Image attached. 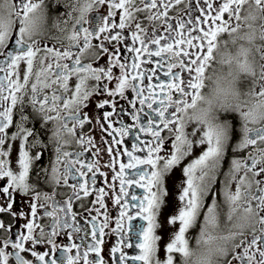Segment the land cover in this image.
Returning a JSON list of instances; mask_svg holds the SVG:
<instances>
[{
    "label": "snow or ice",
    "instance_id": "6c2138e0",
    "mask_svg": "<svg viewBox=\"0 0 264 264\" xmlns=\"http://www.w3.org/2000/svg\"><path fill=\"white\" fill-rule=\"evenodd\" d=\"M56 6L67 11L51 27L66 35L49 45L47 0H0V264H264V0H52ZM101 7L106 11L93 26L89 14ZM225 33L230 39L222 41ZM241 40L248 46L231 52L229 45ZM213 62L227 65V76L216 69L208 75ZM241 75L251 78L246 92L236 87ZM206 80L212 88L203 94ZM94 96L101 99L93 101ZM117 96L130 107L118 108ZM92 103L89 116L85 109ZM125 113L134 123L125 122ZM232 113L241 121L235 143L233 124L223 118ZM116 118L121 127L113 128ZM86 125L93 127L85 132ZM93 132L100 134L102 149ZM130 133L131 150L119 147ZM90 146L95 149L90 156L101 150L109 156L112 180H119L114 200L120 211L109 235L120 239L106 253L110 218L105 212L104 222L97 220L105 197H113L104 188L91 191L101 165L86 159ZM49 150L48 163L37 168ZM121 154L127 162L120 161ZM181 165L178 208L159 219L169 196L167 178ZM102 175L108 183L107 173ZM133 185L143 192L132 193L137 203L130 205ZM61 188L69 192L57 191ZM16 194L28 198V212L14 209ZM90 195L95 199L89 202ZM77 202L80 212L73 210ZM78 216L91 225L90 233ZM21 217L26 222L19 229L14 221ZM137 217L147 223L135 226L134 243L130 234ZM165 227L172 229L167 241L158 234ZM197 228L198 235L190 237ZM77 234L80 243L73 239ZM58 237L70 242L57 244ZM41 246L47 250H38Z\"/></svg>",
    "mask_w": 264,
    "mask_h": 264
},
{
    "label": "flooded vegetation",
    "instance_id": "af4514ba",
    "mask_svg": "<svg viewBox=\"0 0 264 264\" xmlns=\"http://www.w3.org/2000/svg\"><path fill=\"white\" fill-rule=\"evenodd\" d=\"M47 3L49 4V20H48V23L46 25V33H45V40L46 42L49 44V45H52V44H56L57 41H56V38H60V39H63L64 35H66V33H61L59 31H57L56 29L52 28L51 25L52 23L55 21V19L59 16H61L63 13H65L67 10L62 7V6H56L55 8L51 7V3H52V0H47ZM176 6L174 5V8ZM106 11L105 8L101 7L99 9L98 12L96 11H93L92 13L89 14V20L93 22V26H94V22L95 20L98 18V15L101 14V13H104ZM196 11V8H193V12L195 13ZM247 14V6L245 5L244 8L241 10V16H245ZM169 15L170 16H175V11H171L169 12ZM13 20H15L16 18L13 16L12 17ZM243 23V21H242ZM85 26H89V25H85ZM255 27L258 28L259 26V22H256ZM61 27H65V25H61ZM67 27L70 29L71 25H67ZM247 27L245 25V27L241 30L240 34L243 35V33L245 31H247ZM130 35V34H129ZM220 39L223 41V40H229L230 37L228 36V34H222ZM95 43V41H93ZM130 42V41H129ZM255 43L257 45H259L261 43V41L259 40V38H257V40L255 41ZM240 44H244L245 46H248L247 44V41H238L236 45H229V50L233 53H235L238 48H239V45ZM67 45V41H65V46ZM57 47H59V44H57ZM121 53L125 56H130L131 54L127 53L124 51V49L122 48L121 49ZM106 59V58H105ZM130 62V61H129ZM100 63H104V61L102 60ZM152 67H155V65H152ZM213 69H216L217 71H221L222 70V74L227 76V73L229 71V68L227 65H224V66H220L218 63H215L213 62L211 68L209 69L208 71V75H211L212 74V70ZM114 72L119 75V70L118 69H114ZM3 73H0V75H2ZM153 83H155V78L154 80L152 81ZM76 83V79L75 77L72 78V80L70 81V84L74 85ZM205 88L202 89V93L203 94H208L210 91H211V88H212V81H208L206 80L205 81ZM110 88H113L114 87V83L113 84H110L109 85ZM251 78L250 77H247L245 75H241L239 80L237 81L236 83V87L241 91V92H246L250 87H251ZM126 96L129 98V99H136L135 95L133 92H131L130 90H126ZM146 94V93H145ZM93 101L95 100H98V99H101V97L99 96H94L93 98ZM117 100H119V104H118V108L120 106H128L130 107V105H126V101L125 100H122V99H119V96L116 97ZM140 107H143L145 109V111H149L147 108H146V105H141ZM106 109L107 110H111V105L109 106H106ZM30 111V110H28ZM85 111L89 114V116H91L94 112H95V103H92L89 105L88 108L85 109ZM124 117H125V122L126 123H134V121L131 120V115L128 114V113H125L124 114ZM223 118H227L229 120H231L232 124H233V129H234V132H233V143H235L237 140H239L240 138V132H239V128L241 126V121L239 120V117L237 114L235 113H232V114H224V117ZM107 123V122H105ZM49 128L52 127V125H48ZM93 125H86L85 127V132L89 131L90 128H92ZM113 128L115 127H121V124H120V121L118 118H116L114 120V123H113ZM191 127V126H190ZM35 130L36 131H40V123L37 121L36 124H35ZM190 130V128H189ZM136 131V129H132L131 130V133H134ZM130 133V136L128 137H124V143L122 145H120L119 147L123 148V147H129L130 149V143L135 139V136L133 134ZM41 135H47V133H41ZM95 141H96V146L98 147H101L102 149V146H100L99 144V141L101 139L100 137V134L98 132H93L92 133ZM117 137L120 136L119 133H116L115 134ZM148 136H150V134H141V138L142 139H145L147 138ZM106 138H107V134H106ZM70 150L72 151H75L76 148L73 147L71 148ZM94 147L93 146H90L89 147V153H86L85 156H86V159H96L98 160V163L99 165H101V168H100V171L97 173V185L96 186H93V188L91 189V191L93 193H95V190L96 188H104L105 189V192L108 193V195L112 196L113 199H108L107 197H105V204H106V208H100V205L99 204H91L89 203L88 206L90 207H96V208H100V215L98 216V220H97V223L98 224H102L105 220V216H104V213L106 212L108 217L110 218L109 219V226L107 228H105V233H106V236L104 237V239L106 240V246H105V253L107 252V249L108 247L110 246H113L115 245V243L117 242V240L120 239V237L116 234H110L109 233L111 232V229L115 228L116 226V218L119 216V211H120V206L119 205H116L115 204V200H114V197L115 195L117 194H120L119 193V190H118V185H119V180H112V176L114 175V172H110L108 167H107V164L109 162V156L106 155L103 150H101L99 156H90V153H93L94 152ZM131 150V149H130ZM241 155H243V153H241ZM229 156H231V153H229ZM16 157H17V153L15 151H13V154H12V161H13V164H12V168L14 171H17L18 170V164L16 163ZM51 157V151L49 150L47 152V154L45 155V157L40 160L37 164H36V167H42L44 165H46L48 163V160L49 158ZM120 161H123V162H127V158H126V155L125 154H121L120 157H119ZM228 165H229V160L226 159L225 163H224V166L222 168V171H227V168H228ZM116 170H118V164L116 166ZM128 173H129V178H134L131 176V173L134 172L135 170L133 169H129L127 170ZM102 173H107V181L108 183H111V184H115L116 185V188L113 189V190H109L108 188V183H105V177L102 175ZM91 174H89L90 176ZM35 177V170H33L30 174V179ZM75 181H72L71 179L69 180V183H74ZM0 183H2V181H0ZM38 187L45 193H49L51 194V191L52 189L49 188V187H46L44 184H39ZM216 189L219 190L220 188V182L219 180L217 181V184H216ZM57 191H60V192H69V189L67 188H61V189H58ZM129 191V197L127 198L128 199V202L130 205H134L136 204L137 202L135 201H131L130 199V196L132 193H135L137 195H140L142 194L143 190L142 189H139L138 187H136L135 185H133L132 187H130L128 189ZM178 196V195H177ZM61 197H57V199H60ZM95 199V195H90L88 197V201H93ZM15 200H16V203L14 204V209L16 210H24L25 212H28L29 209H28V198L25 197V196H22L20 194H16L15 196ZM78 204L79 202H77L76 204H74V207H73V210L74 211H77V212H80L82 211V209H80L78 207ZM166 208L165 207L163 210H162V216L159 218V219H164L166 218L169 214L171 213H174L177 208H178V200L175 201V205L173 206V209L170 213H166ZM129 212L131 214L134 215L135 213V209L133 208H129ZM87 215V213H85V216ZM93 215H96L95 212H93ZM77 219L80 221L81 225H83L84 227H87L89 229V233L91 231V225L90 224H86L85 223V220L83 218H81L80 216L77 217ZM4 220L5 222H12V218L11 217H4ZM25 218L21 217L19 220H16L14 221V223L16 224V227L19 228V229H22L23 228V224L25 223ZM146 221H143L141 220L139 217L136 218L135 221H133V232L132 234H130V238L131 240L135 243L137 241V237L135 236V226L136 225H139V224H144L146 225ZM15 231V229H14ZM172 231V229L168 228V227H165L163 229V231H159L158 230V234L162 235L164 240L167 241L168 240V234L169 232ZM83 234V233H81ZM81 234H77L76 237H74L73 239L75 240V242L77 243H80L79 239H78V236L81 235ZM196 235H198V228L196 230H191L190 233H189V236L190 237H195ZM13 239H15V237H13ZM57 244H65V243H69L70 241L67 240L66 237H58L57 240H56ZM91 242V237L90 235L87 237V239L85 240V244ZM190 246L193 247V249L195 250V243H194V240H190ZM161 247H163V245H161ZM38 250L40 251H44V250H47L45 248H43V246H41ZM129 252L130 255L132 254H138V250L137 249H128L127 250ZM58 255L63 258L65 256V253L61 250ZM159 256L161 259H163L164 257V252L161 251L159 253ZM130 264H138V262H130Z\"/></svg>",
    "mask_w": 264,
    "mask_h": 264
},
{
    "label": "rangeland",
    "instance_id": "374dc122",
    "mask_svg": "<svg viewBox=\"0 0 264 264\" xmlns=\"http://www.w3.org/2000/svg\"><path fill=\"white\" fill-rule=\"evenodd\" d=\"M196 154H199V149H197ZM187 161H185L186 163ZM182 167L174 169V171L167 178L166 186L169 192V196L166 200V213H170L175 205V201H177L178 190L180 188V182L184 179L182 175Z\"/></svg>",
    "mask_w": 264,
    "mask_h": 264
}]
</instances>
